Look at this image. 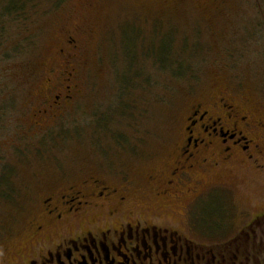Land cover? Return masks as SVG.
Returning <instances> with one entry per match:
<instances>
[{"label":"rangeland","instance_id":"1","mask_svg":"<svg viewBox=\"0 0 264 264\" xmlns=\"http://www.w3.org/2000/svg\"><path fill=\"white\" fill-rule=\"evenodd\" d=\"M61 1L11 12L0 0V248L17 244L43 195L90 174L130 171L144 202L149 173L169 162L197 102L227 89L264 117V0ZM64 69L78 91L52 111L47 79ZM259 162L209 177L232 189L236 227L264 210V154ZM201 212L207 233L194 239L238 236L215 234L221 197ZM180 213L169 216L185 227ZM251 242V264H264V235Z\"/></svg>","mask_w":264,"mask_h":264},{"label":"flooded vegetation","instance_id":"2","mask_svg":"<svg viewBox=\"0 0 264 264\" xmlns=\"http://www.w3.org/2000/svg\"><path fill=\"white\" fill-rule=\"evenodd\" d=\"M54 77L47 79L54 92L48 102L52 111H60L77 94L78 85L74 72L66 69L55 71ZM56 84L61 87L54 89ZM244 103L224 89L220 96L192 106L169 162L149 173L154 188L141 190L144 202L134 198L139 177L127 170L90 174L50 190L17 244L0 248V264H251L248 247L264 235V210L236 227L227 200L232 189L209 178L235 162L263 167L264 117ZM44 113L48 109L39 114ZM213 196L221 197L223 209L213 224L215 234L234 229L238 236L198 241L191 236L207 233L201 208ZM175 211L183 215L185 227L169 216Z\"/></svg>","mask_w":264,"mask_h":264},{"label":"trees","instance_id":"3","mask_svg":"<svg viewBox=\"0 0 264 264\" xmlns=\"http://www.w3.org/2000/svg\"><path fill=\"white\" fill-rule=\"evenodd\" d=\"M64 0L61 1V4ZM34 3V0H12L11 2V8L9 9L11 12H18V8L22 5V8L27 4ZM10 12V13H11ZM182 74V73H181ZM264 263V262H263Z\"/></svg>","mask_w":264,"mask_h":264}]
</instances>
